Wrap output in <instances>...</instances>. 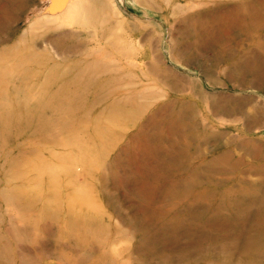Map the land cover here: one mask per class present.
Here are the masks:
<instances>
[{"label":"rangeland","instance_id":"374dc122","mask_svg":"<svg viewBox=\"0 0 264 264\" xmlns=\"http://www.w3.org/2000/svg\"><path fill=\"white\" fill-rule=\"evenodd\" d=\"M0 264H264V0H0Z\"/></svg>","mask_w":264,"mask_h":264},{"label":"bare ground","instance_id":"6f19581e","mask_svg":"<svg viewBox=\"0 0 264 264\" xmlns=\"http://www.w3.org/2000/svg\"><path fill=\"white\" fill-rule=\"evenodd\" d=\"M77 8H78V6H77ZM77 8H76V9H77Z\"/></svg>","mask_w":264,"mask_h":264}]
</instances>
